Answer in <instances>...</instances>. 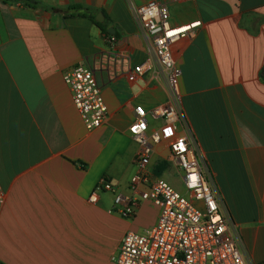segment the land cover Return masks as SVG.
I'll return each instance as SVG.
<instances>
[{"label":"crops","instance_id":"obj_1","mask_svg":"<svg viewBox=\"0 0 264 264\" xmlns=\"http://www.w3.org/2000/svg\"><path fill=\"white\" fill-rule=\"evenodd\" d=\"M30 1L0 0V224L48 261L109 237L113 256L123 234L154 224L159 208L141 201L127 218L111 191L88 196L103 175L128 193L134 106L164 103L167 88L154 69L126 78L147 56L128 0ZM158 1L174 25L200 21L195 36L172 45L181 106L247 264H264V0ZM78 62L94 69L107 106L93 129L63 80ZM168 155L166 144L155 146L148 169L174 186L179 171Z\"/></svg>","mask_w":264,"mask_h":264},{"label":"built area","instance_id":"obj_2","mask_svg":"<svg viewBox=\"0 0 264 264\" xmlns=\"http://www.w3.org/2000/svg\"><path fill=\"white\" fill-rule=\"evenodd\" d=\"M128 1L147 56L127 70L126 78L135 83L154 69L166 85L167 98L150 107L134 106L128 132L138 150L128 193L118 192L103 175L88 196L89 202H95L100 193L111 191L114 209L127 218L141 201L159 208L154 224L142 232L128 230L123 234L112 259L116 264H247L181 106L182 68L172 54V45L182 37L195 36L200 21L174 25L164 3L147 0L135 5ZM107 40L115 41L114 37ZM63 80L85 127H99L107 117V106L94 69L78 62L66 71ZM161 144H166L168 157L178 168L184 193L148 169L155 146ZM3 202L0 189V206Z\"/></svg>","mask_w":264,"mask_h":264},{"label":"rangeland","instance_id":"obj_3","mask_svg":"<svg viewBox=\"0 0 264 264\" xmlns=\"http://www.w3.org/2000/svg\"><path fill=\"white\" fill-rule=\"evenodd\" d=\"M175 187L184 193V187L178 173H173ZM172 184V183H171ZM173 185V184H172ZM150 214V212L148 213ZM142 232V231H138ZM113 237H109L107 242L94 241L89 248L80 246L81 253H48L47 256L53 261L46 260L42 253L21 246V237L11 229L7 223L0 224V259L6 264H116L112 259L113 253ZM116 254V253H115ZM60 257L65 258V262H60ZM72 258L74 261H70ZM71 259V260H72ZM69 261V262H68Z\"/></svg>","mask_w":264,"mask_h":264},{"label":"trees","instance_id":"obj_4","mask_svg":"<svg viewBox=\"0 0 264 264\" xmlns=\"http://www.w3.org/2000/svg\"><path fill=\"white\" fill-rule=\"evenodd\" d=\"M16 1H23V2H25L28 5H35V3L31 2L30 0H16ZM80 14L84 15V13H80ZM91 18L93 19L94 23H96L100 27L101 31L105 34L106 37L110 36V33L107 31V29L105 27L102 26V23L94 20L93 17H91ZM112 36L115 37L114 35H112ZM261 78L264 79V66H263V68L261 70ZM2 263L5 264L4 262H2Z\"/></svg>","mask_w":264,"mask_h":264},{"label":"water","instance_id":"obj_5","mask_svg":"<svg viewBox=\"0 0 264 264\" xmlns=\"http://www.w3.org/2000/svg\"><path fill=\"white\" fill-rule=\"evenodd\" d=\"M98 19V18H97ZM98 20H100V19H98Z\"/></svg>","mask_w":264,"mask_h":264}]
</instances>
